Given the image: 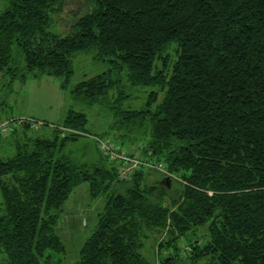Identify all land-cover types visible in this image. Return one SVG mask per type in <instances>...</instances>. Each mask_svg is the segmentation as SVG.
<instances>
[{
  "label": "trees",
  "instance_id": "16d2710c",
  "mask_svg": "<svg viewBox=\"0 0 264 264\" xmlns=\"http://www.w3.org/2000/svg\"><path fill=\"white\" fill-rule=\"evenodd\" d=\"M65 1L6 0L0 12V73L60 77L82 107L0 137L15 146L0 158V264H63L57 227L82 182L107 198L76 264H264V0H91L60 36L50 27ZM78 53L106 68L70 87ZM141 87L145 103L127 106ZM95 105L113 114L109 141L171 175L142 167L121 179L86 129ZM83 137L97 145L78 162L66 149ZM155 171L182 185L170 205L167 185L147 181Z\"/></svg>",
  "mask_w": 264,
  "mask_h": 264
},
{
  "label": "rangeland",
  "instance_id": "374dc122",
  "mask_svg": "<svg viewBox=\"0 0 264 264\" xmlns=\"http://www.w3.org/2000/svg\"><path fill=\"white\" fill-rule=\"evenodd\" d=\"M6 5V0H0V12ZM92 8L93 4L91 0H66L62 10L56 14H52L53 20L50 30L60 36L69 34L74 19L89 12ZM73 65L74 74L70 87L106 68L103 63H98L91 54L87 53H78L73 58ZM61 84L62 79L52 75L30 76L25 81L17 79L10 82L9 76H4L0 73V111H5L12 115L27 114L26 116L29 115L40 120V125L45 123V121L53 123L50 127L59 125L63 123L67 111L71 106L76 110L82 109L79 104L74 103L70 90H64ZM150 89L149 87L134 89L132 91L133 97L126 105L133 108L141 107L145 103ZM84 112L88 118L86 124L88 132L109 139L107 131L113 122L112 112L100 105L84 108ZM94 142L96 143V141H93L89 137H83L77 142L70 143L66 151L78 162L87 161L88 158L83 153L82 146L84 144L92 146ZM125 147L129 148L130 146L125 145ZM14 152L15 146L13 144H8L6 148L1 146L0 158H5L14 154ZM161 176L159 172H151L147 177V181L160 182L161 180L160 183L167 185L165 178ZM181 188L182 185L178 180H174V182H170L167 185L168 190L165 191L164 196L166 205L171 204L172 194H175L176 197L178 196V192L174 193L175 189L181 190ZM170 190L172 192H169ZM106 198L107 196L105 195L93 198L89 193V185L86 182H82L74 188L64 205L57 227L58 233L67 246V253L65 256H57L56 259H62L63 264H76L79 260L80 248L96 228L98 214L103 211ZM1 199L0 192V201ZM198 233L200 237H207V229L205 227L200 228ZM178 243L184 249L188 241L185 238H181ZM152 246L153 243L150 239L146 243L143 253L149 260L155 262L159 259V256L155 253V250L151 249ZM2 259L3 256L0 254V261Z\"/></svg>",
  "mask_w": 264,
  "mask_h": 264
},
{
  "label": "built area",
  "instance_id": "2783aa9c",
  "mask_svg": "<svg viewBox=\"0 0 264 264\" xmlns=\"http://www.w3.org/2000/svg\"><path fill=\"white\" fill-rule=\"evenodd\" d=\"M31 123L34 128H38L40 121L31 117H9L0 119V137L8 136L15 129L21 128L24 123ZM72 132H78L70 129ZM98 143L103 153L106 155L110 162L117 161L119 163V174L121 179H129L136 171L144 168H153L164 172L166 175H171L165 170L162 163H156L154 160L142 156L139 151L132 149L122 148L117 144L109 141L106 138H99ZM189 251L190 247L186 246Z\"/></svg>",
  "mask_w": 264,
  "mask_h": 264
},
{
  "label": "crops",
  "instance_id": "0c3cea01",
  "mask_svg": "<svg viewBox=\"0 0 264 264\" xmlns=\"http://www.w3.org/2000/svg\"><path fill=\"white\" fill-rule=\"evenodd\" d=\"M27 114H18V115H12L11 113L10 114H8L7 112H5V111H0V119H4V118H7V117H9V116H14V117H19V116H26ZM29 116V115H28ZM2 140V139H1ZM1 146L3 147H5L6 148V146L7 145H5L4 144V141L2 142V141H0V148H1Z\"/></svg>",
  "mask_w": 264,
  "mask_h": 264
},
{
  "label": "water",
  "instance_id": "95a60500",
  "mask_svg": "<svg viewBox=\"0 0 264 264\" xmlns=\"http://www.w3.org/2000/svg\"><path fill=\"white\" fill-rule=\"evenodd\" d=\"M167 180H169V177L165 179L166 182H167Z\"/></svg>",
  "mask_w": 264,
  "mask_h": 264
}]
</instances>
